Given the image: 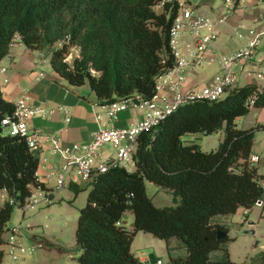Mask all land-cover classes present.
Returning a JSON list of instances; mask_svg holds the SVG:
<instances>
[{
    "label": "trees",
    "instance_id": "obj_1",
    "mask_svg": "<svg viewBox=\"0 0 264 264\" xmlns=\"http://www.w3.org/2000/svg\"><path fill=\"white\" fill-rule=\"evenodd\" d=\"M177 0H0V59L16 38L49 57L52 68L69 84L88 83L100 104L140 95L149 98L157 76L174 63L170 27ZM238 4L234 0L233 6ZM156 5L161 8L156 9ZM73 48L78 53L67 59ZM254 96L252 104L248 97ZM251 107H264V87L235 85L216 100L180 105L157 127L137 136L131 171L116 167L98 173L83 185L72 182L76 194L87 189L78 208L75 242L80 264H143L130 245L137 231L149 232L166 243V264H264V250L252 261L228 255L234 236L218 237L229 230L226 216L239 207L264 203L263 174L250 159L256 129L264 122L238 127L235 119ZM12 101L0 89V189L13 203L0 204V244L8 221L32 186L46 188L37 177L40 149L26 138L10 134L1 119L12 112ZM223 129L212 150L196 142H183L189 132L204 134ZM148 178L170 191L174 205L157 206L145 190ZM131 210L126 223L124 213ZM175 237L185 248L173 253ZM221 249L220 258L211 257ZM4 249L0 248V262Z\"/></svg>",
    "mask_w": 264,
    "mask_h": 264
},
{
    "label": "built area",
    "instance_id": "obj_2",
    "mask_svg": "<svg viewBox=\"0 0 264 264\" xmlns=\"http://www.w3.org/2000/svg\"><path fill=\"white\" fill-rule=\"evenodd\" d=\"M233 2L234 0H223L224 8L220 14L211 17L194 13L188 0H177V12L170 27V45L174 55V63L167 71L157 76L155 91L152 96L142 98L140 95H135L113 100L104 105L107 115L112 118L117 116L118 111L126 109L129 104L138 102L145 108L142 117L127 126L98 127L93 131L91 138L85 141H72L62 145L58 137L54 136L51 138L53 141L52 152H58L61 156L59 170L57 172H49L50 174L55 173V186L57 189L63 185L68 176L73 178L74 175H78L84 181H89L94 175L106 172L111 168L123 167L131 171L135 166L133 152L140 132H152L157 129L170 113L184 103L196 100H216L222 98L229 89L235 86L237 77L233 66L240 59H247L252 56V48H256L261 42L264 29L259 31L256 27L249 26L247 28L248 33H244L245 25L239 24L236 27V34L240 38H245L248 35L246 37V46L238 48L228 55L221 56L220 74L215 79L210 80L200 88L181 89L184 67L186 64L198 65L203 61L209 43L216 38L214 24L227 19L232 11ZM262 3H264V0H262ZM183 29L194 35V49L190 60L183 57L178 48V37ZM247 74L250 76L252 73L247 70ZM256 76L264 80L262 71L257 72ZM4 81H7V78H4ZM256 85L258 89H262L258 83ZM166 86L175 88L171 95L160 92ZM254 96L252 94L248 97L249 104L253 103ZM56 109H63L66 112V109L62 106L46 107L45 105H33L28 101L27 95L22 94L14 100L12 112L3 116L1 122L8 133L23 135L31 148L40 149L42 137L49 138V135L44 136L39 131L30 129L27 121L35 115H45ZM69 119L70 117L66 113L64 120L67 122ZM64 130H67V127H64ZM106 144L112 145L113 150L111 152L103 150ZM259 158L258 154L250 156V159L254 162L259 160ZM71 174L73 176H70ZM35 187L36 190H31L30 195L21 205L23 211L40 201H51L52 190L40 186ZM5 201L15 202L14 198L9 197L4 190V192H0V203ZM22 237H26V235L20 222L7 225L6 241L4 242L9 244L7 254L17 258L19 254L16 249L19 252H24L27 249L43 246L41 242L36 240L28 241L25 244ZM138 257L142 260L149 259V256L142 252L139 253ZM155 261L161 263L158 258H155Z\"/></svg>",
    "mask_w": 264,
    "mask_h": 264
},
{
    "label": "crops",
    "instance_id": "obj_3",
    "mask_svg": "<svg viewBox=\"0 0 264 264\" xmlns=\"http://www.w3.org/2000/svg\"><path fill=\"white\" fill-rule=\"evenodd\" d=\"M217 1L218 0H188V3L192 7L194 13L206 15L210 12V9H212L211 12L218 10L215 14V16H218L224 8V4L220 7ZM251 21L258 23L256 27L257 30L261 31L264 29V3H262V0H238V4L233 6L231 13L227 19L223 21V23L226 22L228 27L232 29L234 28L235 33L236 27L239 24H243L246 27L243 29V32L248 33L247 28L251 26V23H249ZM247 36L248 35H246L245 38H241L245 41L238 45L239 48L246 46ZM259 44L252 52V56L250 58L243 59V61L241 60L242 63L240 68L246 77V80H244L243 83H258L257 79L254 78L252 74L250 76L247 74L249 65L246 63V60L253 59V53L257 52L258 55H260L259 61H261L262 64L264 63V51L261 53ZM178 48L183 57H186V59L189 60L192 59L191 54L194 49V35L188 30L183 29L178 37ZM214 56V53L208 46L205 51V58L203 61H201L198 65L186 64L183 69L184 78L181 82L182 90H186L188 88H200L205 85L198 84V67L200 68L204 63L209 64ZM220 58L218 65L219 70ZM261 67L262 70L260 71L264 73V64ZM4 78H7V81H4ZM235 85L241 84L236 83ZM258 85L261 86V88L264 87V84L258 83ZM0 89L3 97L6 100L12 101V103L20 95L25 94L28 97V101L33 105H45L46 107L62 106L66 109V112L63 109H56L55 111L46 113L45 115H35L27 121L30 129L39 131L44 136L49 135V138L42 137V139H44H41L39 164L36 174L38 179L43 182L46 188L52 190L53 193L55 190H58L55 186V173L50 174L49 172H57L59 170V160L61 156L58 152H52L53 141L51 138L54 136L58 137L60 139L59 142L62 145L72 141L89 140L93 131L98 127L130 125L141 118L145 110L143 105L138 102H133L132 104H129L126 109L118 111L116 117H109L106 113L105 104H100L96 100L95 95L89 89L88 83L81 85L69 84L52 68L48 56L44 57L37 49L28 48L23 42L19 41L18 38H16V40H14L10 45L8 54L0 59ZM174 89L175 88L166 86L163 87L160 92L171 95L174 92ZM252 110L254 111L252 113V117L250 118V125L256 122H264V116H261V112H264V107H251L246 115L238 116L237 118H246ZM66 113L70 117L67 122L64 120ZM64 127H67V130H64ZM103 150L107 152L109 151V148L104 145ZM255 154L256 153L251 150L250 156ZM256 165L257 172L263 174L259 170L258 164ZM70 176H73V174ZM262 180L263 177H261V181ZM72 182L78 183L79 185H83L85 183L78 175H74L73 178L68 176L62 186L67 185L73 192L70 187ZM31 190L35 191L36 187L32 186ZM0 192H4V190L0 189ZM77 193L75 194L73 192V196L69 200L72 201ZM260 204L264 203L261 201ZM254 205L246 209L239 207L236 212L242 213L247 219L249 210L252 209ZM23 212L24 211L22 210V213ZM11 223L16 222L9 220L8 224ZM3 236L4 238L6 237V232H4ZM170 243L171 245H178L172 249L174 254H182L185 252V248L181 246V242L175 237L170 238ZM0 248L4 249L3 244H0Z\"/></svg>",
    "mask_w": 264,
    "mask_h": 264
},
{
    "label": "rangeland",
    "instance_id": "obj_4",
    "mask_svg": "<svg viewBox=\"0 0 264 264\" xmlns=\"http://www.w3.org/2000/svg\"><path fill=\"white\" fill-rule=\"evenodd\" d=\"M217 3L221 7L223 0H218ZM160 8L161 5H156V9L159 10ZM211 11L212 9L206 15L215 17L218 10L215 12ZM249 23L254 28L258 24L252 21ZM214 28L216 38L208 46L215 56L209 64L204 63L200 68L198 67L199 77L197 81L200 85L215 79L220 74V70L218 69L219 58L222 55L232 53L239 48L238 45L241 42L245 41L238 37L235 29L228 27L226 22H216ZM252 49L254 51L256 48L253 47ZM259 49L263 53L264 35L261 37ZM76 53H78L77 48H73L67 59L70 60L72 55ZM259 56L257 52H254L253 59L246 60V63H248L249 70L258 83L264 84V80L256 76V73L262 70L261 66L264 64L259 61ZM241 60L243 61V59H240L233 66V70L237 74L236 83L239 84H242L246 80L245 74L240 68ZM92 93L94 94V92ZM253 111L246 118L240 117L235 119L237 126L244 127L250 125ZM261 116H264V112H261ZM222 138L223 129H218L207 134L189 132L183 134L181 137L183 142H196L202 150L206 151L214 149ZM106 146L110 152L113 150L111 144H106ZM251 150L260 156V159L255 162L258 164L261 173L264 174V129L259 128L255 130ZM59 162V165H61V158ZM261 182L264 185V176ZM144 183L145 190L152 197L155 205H174L176 203L170 191L159 187L148 178L144 179ZM86 193L87 189L80 190L74 199L70 201L69 199L73 196V192L67 185H64L54 191L50 202L40 201L35 203L32 207L25 209L23 213L21 206H15L10 221H20L26 235V237H22L23 242L27 244L28 241L36 240L37 242H41L43 246L27 249L24 252H19L16 249L19 256L14 258L12 255L7 254L9 244L4 243V256L0 264H80L77 256L81 250L75 242V227L78 208L85 203ZM124 217L126 223L129 224L132 220L131 210H126ZM226 218L229 227L228 234L234 236V239L228 244V255L230 258L236 261H252L257 259L259 254L264 250V204H255L249 210L247 219L242 213L237 212L228 214ZM130 247L137 256L140 252L147 255L152 252L155 258L161 260V263H157L156 261L151 262L150 259H144L142 260L143 264H166L170 259L166 252L165 241L153 236L149 232L137 231ZM224 254L225 252L221 249L212 250L210 253L211 257L214 258H220Z\"/></svg>",
    "mask_w": 264,
    "mask_h": 264
},
{
    "label": "water",
    "instance_id": "obj_5",
    "mask_svg": "<svg viewBox=\"0 0 264 264\" xmlns=\"http://www.w3.org/2000/svg\"><path fill=\"white\" fill-rule=\"evenodd\" d=\"M0 130H2V127L0 128ZM256 203L260 204L261 200H258ZM216 233H217L218 237H222V236H225L226 234H228V231L224 230V229L223 230L222 229H217ZM148 256H149V259H150L151 262H155L154 253L150 252L148 254Z\"/></svg>",
    "mask_w": 264,
    "mask_h": 264
}]
</instances>
